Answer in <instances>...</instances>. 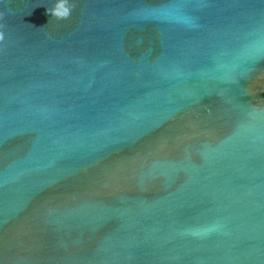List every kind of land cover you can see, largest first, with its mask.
I'll return each mask as SVG.
<instances>
[{
  "label": "water",
  "instance_id": "1",
  "mask_svg": "<svg viewBox=\"0 0 264 264\" xmlns=\"http://www.w3.org/2000/svg\"><path fill=\"white\" fill-rule=\"evenodd\" d=\"M0 264H264V0H0Z\"/></svg>",
  "mask_w": 264,
  "mask_h": 264
},
{
  "label": "clouds",
  "instance_id": "2",
  "mask_svg": "<svg viewBox=\"0 0 264 264\" xmlns=\"http://www.w3.org/2000/svg\"><path fill=\"white\" fill-rule=\"evenodd\" d=\"M58 7L63 9L62 12L55 13L58 19H67L71 15V9L66 4L61 3L58 5Z\"/></svg>",
  "mask_w": 264,
  "mask_h": 264
}]
</instances>
